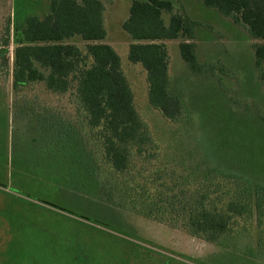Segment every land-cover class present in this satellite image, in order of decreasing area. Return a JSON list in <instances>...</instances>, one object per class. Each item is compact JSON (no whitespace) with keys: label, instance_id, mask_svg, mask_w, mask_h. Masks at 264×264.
<instances>
[{"label":"rangeland","instance_id":"1","mask_svg":"<svg viewBox=\"0 0 264 264\" xmlns=\"http://www.w3.org/2000/svg\"><path fill=\"white\" fill-rule=\"evenodd\" d=\"M101 1L106 6L105 41L120 54L136 108L159 143V158L141 168L140 175L180 174L199 164L264 186V78L252 46L259 40L201 0H171L176 11L183 9L200 23L195 38L199 61L227 69L226 74L217 68L214 74L196 75L181 56V39L166 41L172 88L186 110L184 120L175 123L151 106L146 71L128 60L131 38L122 23L131 0ZM47 10L48 0H0V20L9 12L42 15ZM163 17L168 21L170 14ZM68 42L85 49L78 36ZM15 45L12 26L10 55ZM2 86L0 264H264V248H250V236H240L230 246L215 245L95 197L88 192L90 175L69 166L73 147L50 139L43 124L18 118L11 78ZM45 93L36 84L21 92L20 101L53 110L73 124L70 96ZM95 152L99 173L116 176L97 148Z\"/></svg>","mask_w":264,"mask_h":264},{"label":"trees","instance_id":"2","mask_svg":"<svg viewBox=\"0 0 264 264\" xmlns=\"http://www.w3.org/2000/svg\"><path fill=\"white\" fill-rule=\"evenodd\" d=\"M201 1L259 40L252 46L263 79L264 0ZM105 10L101 0H48L42 15L18 11L16 16L14 12L3 15L0 85L11 78L14 114L43 124L50 139L71 145L69 166L79 175H90L88 192L104 197V203L215 245L230 246L240 236H250V248H264V186L199 164L180 174L140 175L141 168L159 158V143L136 108L120 54L105 41ZM164 12L170 14L168 21ZM199 24L185 10L176 11L171 0H131L129 16L122 23L131 38L128 60L146 71L151 106L175 123L184 120L186 110L172 88L166 41L181 39V56L194 74H214L217 68L227 72L221 63L199 61L195 42ZM12 26L16 45L10 55ZM76 36L86 43L85 49L68 42ZM36 84L55 98L70 96L75 107L73 124L53 110L20 101L21 92ZM2 85L0 95L5 97ZM96 148L116 176L99 173L102 165L94 155ZM137 164L142 165L135 169ZM86 188L83 185L82 191Z\"/></svg>","mask_w":264,"mask_h":264}]
</instances>
